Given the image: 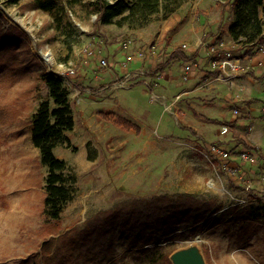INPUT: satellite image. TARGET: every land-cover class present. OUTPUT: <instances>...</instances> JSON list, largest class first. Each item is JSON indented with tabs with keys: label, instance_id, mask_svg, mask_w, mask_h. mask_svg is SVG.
<instances>
[{
	"label": "rangeland",
	"instance_id": "obj_1",
	"mask_svg": "<svg viewBox=\"0 0 264 264\" xmlns=\"http://www.w3.org/2000/svg\"><path fill=\"white\" fill-rule=\"evenodd\" d=\"M31 1L0 0L4 29H18L25 38L22 43H10L20 49L16 56H10L11 60H26L24 67L0 65V264H43L45 242L72 236L97 213L134 199L186 194L216 200L223 208L217 216L230 207L241 206L247 212L258 209L264 219V160L257 155L264 154V58H245L244 69L233 79L220 72L203 77L213 72L211 35H220L223 49L236 55L243 57L249 50L237 46L229 36L231 17L227 13L220 19L222 7L218 1L190 0L167 20H157L136 31L118 25L97 27L95 17L84 12L79 19L72 15L78 39L70 45L53 39L50 17L29 7ZM126 42L128 49L123 47ZM180 47L187 53L197 52L196 75L191 72L187 80L183 61L171 63L163 73L156 70ZM89 50L94 52L93 58L85 56ZM46 52L50 53L47 61ZM139 58L144 59L143 64ZM102 59L107 60V67H101ZM35 62L38 65H32ZM42 71L64 80L77 119L75 131L65 133L68 141L55 150L78 177L77 196L59 221L45 217L49 169L30 139L32 115L49 98L46 84L37 73ZM140 71L145 73L144 78L130 74ZM164 73L167 78H163ZM75 74L92 92L75 88L69 79ZM106 85H115L109 87L107 97L100 95ZM21 92L27 95L20 97ZM112 94L113 101L106 104ZM137 95L145 99L146 104L141 106L149 107L151 114L137 112V122L124 116L136 125H145L144 136L138 137L108 120L98 125L93 118L97 111L109 112L108 105L132 106ZM205 96L209 98L206 101H216L222 112L209 104L197 106L205 118L213 120L207 127L201 119L196 118L194 124L190 121L195 118L191 103ZM85 116L90 117L87 123ZM140 117H147L148 123L143 124ZM231 120H239L240 125L233 128ZM224 127L229 128L226 134L222 133ZM210 146L229 157L215 161ZM197 236L200 241L196 243L210 253H204L207 264H264L261 222L233 216ZM196 237L163 240L158 245L171 252L193 244ZM118 251V264H125L122 248ZM126 261L133 264L130 257Z\"/></svg>",
	"mask_w": 264,
	"mask_h": 264
},
{
	"label": "trees",
	"instance_id": "obj_2",
	"mask_svg": "<svg viewBox=\"0 0 264 264\" xmlns=\"http://www.w3.org/2000/svg\"><path fill=\"white\" fill-rule=\"evenodd\" d=\"M188 1L190 0H32L28 6L50 17L54 40L70 45L78 39L72 15L79 19L84 12L85 15L95 17L97 27L118 25L136 31L147 28L157 20H167ZM216 1L222 7L220 19L225 18L227 13L231 17L227 29L231 39L237 46L249 49L243 58L253 59L262 55L264 0ZM11 2L17 3L18 0ZM4 25L5 19L0 14V65L7 68L24 67L25 58L11 60L10 56H16L20 49L10 46V43H22L25 38L18 29H4ZM212 45L222 47L220 35L214 39ZM86 55L88 56L87 52ZM196 57L197 52L187 53L183 47L176 48L165 62L160 63L157 71L162 72L177 61H183L182 66L185 67L189 63H196ZM29 58L34 59L33 56ZM32 65L36 66L38 62ZM218 72H213L209 77ZM37 73H40V79L46 84L49 98L43 100L32 115L30 139L40 152L41 162L49 169L45 185V217L48 221H59L66 206L78 193L77 175L70 171L67 161L55 154V150L68 141L65 133L73 131L76 126L75 106L62 78L46 74L44 71ZM69 79L75 88L81 92L86 91L87 88L80 82L78 74ZM26 95V92H21L19 96ZM100 116L127 132L133 130L138 135L141 134L138 125L123 117L111 113H101ZM233 125L238 126L236 121ZM212 148L213 146L209 151L218 156ZM257 155L264 160V154ZM221 209L222 206L216 200L199 199L186 194L134 199L97 213L72 236L64 235L45 242L42 245V263L118 264V249L122 248L121 257L125 264H131L126 261L128 257L133 264H172L169 256L175 249L165 252L158 245L163 240L196 237L214 223L233 216L238 220L244 218L250 223L261 222L264 225V219L258 209L251 208V211L247 212L241 206H233L217 216ZM179 231L182 232L178 233ZM65 253L66 256L62 257ZM204 253L210 254L205 250Z\"/></svg>",
	"mask_w": 264,
	"mask_h": 264
},
{
	"label": "crops",
	"instance_id": "obj_3",
	"mask_svg": "<svg viewBox=\"0 0 264 264\" xmlns=\"http://www.w3.org/2000/svg\"><path fill=\"white\" fill-rule=\"evenodd\" d=\"M219 29V28H218ZM212 37H211V41H213L214 42V39L216 38V37H218V35H211ZM207 37H209V36H207ZM211 45H212V42L210 43ZM210 45V46H211ZM214 46V45H213ZM210 50V49H209ZM210 52V51H209ZM149 53V52H148ZM151 54V53H150ZM150 54H148V55H150ZM211 55V54H210ZM212 56V55H211ZM210 57V56H209ZM213 57V56H212ZM211 58V57H210ZM254 58H259V59H263L264 58V54H262V55H259V56H256V57H254ZM253 58V59H254ZM140 59V58H139ZM140 60H142V64H143V62H144V59H140ZM251 61H252V59H250ZM206 61H208L207 59H206ZM209 62H210V59H209ZM152 63V60L151 61H149L148 62V64H151ZM244 66H245V59H244ZM183 67V66H182ZM126 70V69H125ZM156 70H157V68H156ZM163 72H165V70L164 71H162V73ZM213 72H218L217 71V69H214L213 68ZM213 72H211V73H209V74H202L203 75V77H209ZM220 72V71H219ZM218 72V73H219ZM160 73V72H159ZM218 73H216V74H218ZM130 74H133L132 76H135V75H138V78L140 77V78H144L146 75H145V73L143 72V71H140V72H135V73H130ZM215 74V75H216ZM194 75H196V71H195V73H194ZM215 75H213L212 77H214ZM163 78H164V76L167 78L168 76L164 73L163 75ZM236 77H237V75H236ZM238 78V77H237ZM144 83H148L147 81H145ZM113 86H115V85H111V86H109V85H106V86H103L102 87V89L100 90V95H104V94H106V97H107V94H109V93H111V90H109V87H113ZM139 87V85L137 86V88ZM128 91H131V90H128ZM84 92H92L91 91V89L90 88H87L86 89V91H84ZM154 92V91H153ZM114 94H112V99H110V100H107L106 101V104H110L112 101H113V98H114V96H113ZM162 98H164L165 100L167 99V97H166V95H163L162 96ZM207 99H209V98H207V96H205V97H202V99L198 102V103H191V107H192V109H191V111H192V113L194 114V119L192 120H190V121H192V123L193 122H195L196 120V118H198V119H201V123H203V125L204 126H206V124H210V125H212V122H213V120H210V119H208V118H205V117H207L206 115H204L203 113H202V111H201V109H197V106L198 107H202V106H206L207 104H209V105H211L212 106V108L213 109H215L217 112H219V114H222V112L220 111V109L215 105V102H211V101H206ZM212 100V99H211ZM137 101V102H136ZM142 103H144V104H146L145 103V99H143V98H141V96L140 95H137V98H136V100L134 101V104H132V106H128V105H126L125 107L124 106H122L120 103H118V104H115V105H108L109 106V108H110V111L109 112H103V111H97L98 113L97 114H95V116L93 117L94 119H96V120H98V125L99 124H101V123H103V122H106L105 121V119H103V118H101V116H100V114L101 113H111V114H114V115H117V116H120V117H123V118H125V119H127L124 115H128L129 117H130V120L132 119L133 121H136L137 122V118H139V116H138V114H137V112H141V113H143V114H145L146 116H149V114H151V109L149 108V107H146V106H141L142 105ZM148 106V105H147ZM176 109H179L180 110V107L177 105L176 106ZM209 117L210 118H213V117H211L210 115H209ZM90 117H86L85 116V123H87V120L89 119ZM136 118V119H135ZM140 118H143V124H145V123H148V121H149V119L147 118V117H140ZM92 119V118H91ZM128 120V119H127ZM129 120V121H130ZM234 121H236L237 122V125L239 126L240 124H239V120H231L230 121V124H231V126L233 127V128H235L234 127V125H233V122ZM132 122V121H131ZM109 123V122H108ZM110 124H112V123H110ZM194 124V123H193ZM87 125V124H86ZM191 125V124H190ZM140 128H141V134H137L135 131H131V133H135L138 137L140 136V135H143V133H144V131H145V129H146V126L145 125H142V126H140V125H138ZM144 126H145V128H144ZM76 127H77V119H76V126H75V128H74V130L73 131H71V132H74L75 131V129H76ZM194 127V126H193ZM207 127V126H206ZM144 136V135H143ZM141 137V136H140ZM71 138V137H70ZM143 139V138H142ZM145 144V143H144ZM150 144H152L153 146L154 145H156V142H150ZM145 145H147V142H146V144ZM211 147V146H210ZM210 147H209V149H210ZM219 156V155H218ZM218 156H214V158H215V161L218 159V160H225V159H227V158H222V157H218ZM69 205V204H68ZM67 205V206H68ZM66 206V207H67Z\"/></svg>",
	"mask_w": 264,
	"mask_h": 264
},
{
	"label": "built area",
	"instance_id": "obj_4",
	"mask_svg": "<svg viewBox=\"0 0 264 264\" xmlns=\"http://www.w3.org/2000/svg\"><path fill=\"white\" fill-rule=\"evenodd\" d=\"M124 49H128L130 47L129 42H126L123 44ZM184 48H187L186 45L183 46ZM154 47L150 50H148L149 53H152ZM210 54L212 57V66L214 69H217V71H220V74L225 75L228 79L235 78V74L242 71L244 69V58L240 55H236L233 51L223 49V47H216L211 45L209 47ZM88 56L94 57V52L92 50L86 51ZM144 53H142L140 56L142 57ZM130 60H132L131 56L129 57ZM101 67H107L108 62L106 59H102L100 61ZM198 64L197 63H189L187 64L183 71H184V80L188 79L187 75H190L191 72L195 71L197 69ZM237 113V112H236ZM229 131L228 127H224L222 133L226 134ZM213 151L215 153H218L223 158H228V153L221 151L213 146ZM244 158H246V154L243 155Z\"/></svg>",
	"mask_w": 264,
	"mask_h": 264
},
{
	"label": "water",
	"instance_id": "obj_5",
	"mask_svg": "<svg viewBox=\"0 0 264 264\" xmlns=\"http://www.w3.org/2000/svg\"><path fill=\"white\" fill-rule=\"evenodd\" d=\"M47 61V59L44 57ZM196 241L184 248L174 250L169 259L172 264H207L205 254L201 247L197 244L200 238L197 236ZM197 242V243H196Z\"/></svg>",
	"mask_w": 264,
	"mask_h": 264
},
{
	"label": "bare ground",
	"instance_id": "obj_6",
	"mask_svg": "<svg viewBox=\"0 0 264 264\" xmlns=\"http://www.w3.org/2000/svg\"><path fill=\"white\" fill-rule=\"evenodd\" d=\"M44 56H45V58L48 60V59L50 58V53H49V52H46V53L44 54Z\"/></svg>",
	"mask_w": 264,
	"mask_h": 264
}]
</instances>
